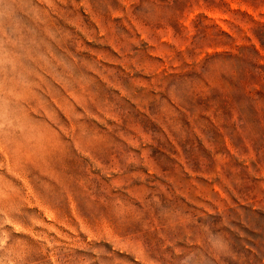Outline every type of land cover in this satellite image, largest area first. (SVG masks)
<instances>
[{
    "label": "rangeland",
    "instance_id": "1",
    "mask_svg": "<svg viewBox=\"0 0 264 264\" xmlns=\"http://www.w3.org/2000/svg\"><path fill=\"white\" fill-rule=\"evenodd\" d=\"M0 264H264V0H0Z\"/></svg>",
    "mask_w": 264,
    "mask_h": 264
}]
</instances>
